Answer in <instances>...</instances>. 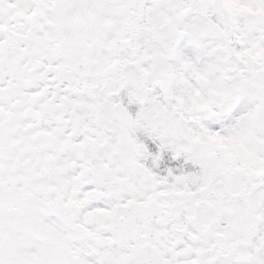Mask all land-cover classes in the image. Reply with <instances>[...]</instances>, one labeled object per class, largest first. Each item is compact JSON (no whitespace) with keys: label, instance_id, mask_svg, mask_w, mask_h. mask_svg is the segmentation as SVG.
Instances as JSON below:
<instances>
[{"label":"snow or ice","instance_id":"obj_1","mask_svg":"<svg viewBox=\"0 0 264 264\" xmlns=\"http://www.w3.org/2000/svg\"><path fill=\"white\" fill-rule=\"evenodd\" d=\"M0 264H264V0H0Z\"/></svg>","mask_w":264,"mask_h":264}]
</instances>
